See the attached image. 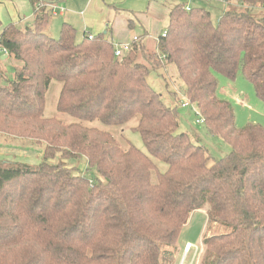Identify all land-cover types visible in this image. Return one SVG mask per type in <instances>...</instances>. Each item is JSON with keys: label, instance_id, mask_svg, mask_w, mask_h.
I'll return each instance as SVG.
<instances>
[{"label": "trees", "instance_id": "16d2710c", "mask_svg": "<svg viewBox=\"0 0 264 264\" xmlns=\"http://www.w3.org/2000/svg\"><path fill=\"white\" fill-rule=\"evenodd\" d=\"M31 1L42 8L32 25L0 32V46L21 64L12 80L0 71V134L45 149L36 165L0 161V264H169L200 210L230 229L204 239L201 264H264V127H238L217 77L242 74L264 103V0H222L217 24L206 8L175 6L147 64L142 43L119 59L105 35L78 41L68 23L52 38L46 6L58 0ZM167 65L228 155L214 159L178 133V108L148 82L151 69ZM54 80L61 113L109 126L139 116L134 130L147 153L122 149L107 131L45 117ZM58 155L86 159L90 174L51 163Z\"/></svg>", "mask_w": 264, "mask_h": 264}, {"label": "rangeland", "instance_id": "374dc122", "mask_svg": "<svg viewBox=\"0 0 264 264\" xmlns=\"http://www.w3.org/2000/svg\"><path fill=\"white\" fill-rule=\"evenodd\" d=\"M71 3V7L76 10L83 11V1L68 0ZM67 3V2H66ZM65 4H62L65 7ZM188 3L193 7H203L210 11L213 22L217 24L225 10V3L219 0H188ZM66 8V7H65ZM11 12V10H9ZM9 11H7L4 17H9ZM79 11V12H80ZM264 11V10H262ZM10 14V17L11 18ZM77 20V26H82V18L79 15H75ZM29 23H33V19L28 20ZM64 18L61 16L52 17L49 22L50 30L48 33L52 38H58L60 36L62 25L64 23ZM26 27V26H25ZM78 40H80V35H78ZM149 52V51H148ZM152 53H146L140 56L145 57V62L152 58ZM21 65L17 60H10L4 65L3 71L9 80L15 78V67ZM219 81V96L232 103L234 107V112L236 116V124L238 127L242 128L247 126L249 123L259 124L264 127V103L257 97L253 85L240 74L236 80H229L222 75H217ZM148 82L153 88L161 95L165 103L169 107H177L180 116V127L178 133H186L191 138V140L204 147L207 150L209 156L214 159H220L228 155L231 151V147L219 138L210 136L203 124H197V120L200 119L197 116V108L191 105L185 94L184 83L179 79L176 69L172 65H167L165 68H160L158 70L151 69ZM62 89V83L59 81H52L49 91L47 93V104L45 108V117L47 118H57L63 121L65 124H83L87 127L97 128L103 131H107L114 135L119 141L122 149L127 150L130 146H134L137 149L147 153L144 146L142 136L139 131L134 129L138 126L140 117L137 116L130 120L124 126H109L102 123L99 120L87 122L76 119L68 114L61 113L57 110V104L59 100L60 91ZM176 94V95H175ZM189 103L190 106L183 108V103ZM4 139V135L0 134ZM0 136V137H1ZM2 140V139H1ZM12 143L16 147L24 148L27 152V160L37 163L41 159L39 156H43L45 146H37L29 140H13ZM2 145V144H0ZM32 151V152H31ZM25 155L24 153L21 156ZM51 163H64L68 166H77L80 168L81 174H90L86 170V159L80 160H63L60 155H58L55 160ZM157 166L161 172H165L167 166L161 162L156 161ZM36 165V164H31ZM153 182H157L156 172H153ZM230 229L222 227L219 224L208 223V214L204 210L193 212L187 225L183 228L177 249L173 252L169 264H201L203 253H204V239L206 237L226 234ZM190 243L194 247L192 250L186 252V244Z\"/></svg>", "mask_w": 264, "mask_h": 264}, {"label": "crops", "instance_id": "0c3cea01", "mask_svg": "<svg viewBox=\"0 0 264 264\" xmlns=\"http://www.w3.org/2000/svg\"><path fill=\"white\" fill-rule=\"evenodd\" d=\"M81 1V0H75ZM83 11H78L71 7L68 0H58L56 3H48L46 6L50 20L52 17L61 16L64 23L72 25L80 35L81 41L85 36L105 35L115 47L125 44H132L134 38H138L137 43H142L147 54L157 53L159 38L166 32L169 25V15L171 10L180 4L187 8H194L188 0H82ZM67 2V3H66ZM224 2V1H220ZM65 7L62 4H65ZM226 6V4H225ZM36 10L42 8L34 6L31 0H0V22L2 30L10 24L20 27L31 26L29 19L35 18ZM226 9V7H225ZM11 10V12L9 11ZM9 11L13 15L11 18L3 15ZM225 11V10H224ZM223 11V12H224ZM223 14V13H222ZM75 15L82 18V26L78 27ZM50 22V21H49ZM63 23V24H64ZM50 26L47 27L46 32ZM79 38V37H78ZM149 51V52H148ZM144 55V54H142ZM12 56L2 53L0 56V71L5 74L2 66L12 60ZM145 57L141 61L145 62ZM14 59V58H13ZM15 60V59H14ZM18 66V65H17ZM16 66V67H17ZM1 136V135H0ZM6 137V136H5ZM2 139V140H1ZM14 139L0 137V161L4 164L10 162H23L27 164H38L42 160L33 163L28 161L27 152L24 148L16 147L12 143ZM32 152V151H31ZM24 153L25 155L21 156Z\"/></svg>", "mask_w": 264, "mask_h": 264}, {"label": "built area", "instance_id": "2783aa9c", "mask_svg": "<svg viewBox=\"0 0 264 264\" xmlns=\"http://www.w3.org/2000/svg\"><path fill=\"white\" fill-rule=\"evenodd\" d=\"M187 9L189 10V8H187ZM163 36H164V37L166 36V32L163 34ZM89 39L92 40L93 37L90 36ZM137 42H138V38L135 37V38H134V41H133L132 44H125V45H122L121 47H120V46L115 47V57L120 59V58H122L126 53L131 52L132 49H133L134 44H137ZM2 53L8 54V52L0 46V56H1ZM189 106H190L189 103H184V104L182 105V107H184V108L189 107ZM196 113H197V115L200 117V119L197 120V124H203V123H204V120L202 119V117H201L199 111H197ZM193 247H194V246H193L192 244L187 243V244H186V252L189 253V252L192 250Z\"/></svg>", "mask_w": 264, "mask_h": 264}, {"label": "bare ground", "instance_id": "6f19581e", "mask_svg": "<svg viewBox=\"0 0 264 264\" xmlns=\"http://www.w3.org/2000/svg\"><path fill=\"white\" fill-rule=\"evenodd\" d=\"M90 36L93 37L92 35H89L88 38H90ZM186 103H187V102H186ZM183 104H184V103H183ZM183 104H182V105H183Z\"/></svg>", "mask_w": 264, "mask_h": 264}]
</instances>
